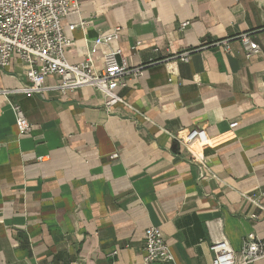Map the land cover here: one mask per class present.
Segmentation results:
<instances>
[{"label":"crops","instance_id":"crops-1","mask_svg":"<svg viewBox=\"0 0 264 264\" xmlns=\"http://www.w3.org/2000/svg\"><path fill=\"white\" fill-rule=\"evenodd\" d=\"M77 5L62 22L66 60L79 64L91 52L102 70L119 49L117 62L142 74L114 90L121 103L106 106L87 87L13 93L26 83L25 66L14 58L0 68V264H146L150 227L173 255L151 264H212L216 241L236 253L249 234L264 241V212L242 197L264 192V0ZM115 28V41L94 45ZM242 35L259 54L246 59ZM186 51L188 62L173 59ZM194 128L222 138L204 150V178L173 139Z\"/></svg>","mask_w":264,"mask_h":264},{"label":"built area","instance_id":"built-area-1","mask_svg":"<svg viewBox=\"0 0 264 264\" xmlns=\"http://www.w3.org/2000/svg\"><path fill=\"white\" fill-rule=\"evenodd\" d=\"M77 11V0H0V68L8 67L14 58H18L25 66L26 83L13 93L30 98L34 95L42 96L48 89L65 94L87 87L102 92L106 98V106L122 102L114 90L125 87L129 78L141 76L142 68H130L124 60L118 63L117 57L121 55L119 49L104 56L102 70L94 69L91 52L83 62L70 64L65 58L70 40L66 36L62 22ZM187 26L188 23H183L179 29L183 30ZM76 27L71 25L67 31L71 32ZM119 32L120 29L115 28L109 34L96 38L94 45L115 41ZM239 41L246 59L259 54L257 44L249 36L242 35ZM220 44L226 43L217 42L211 46ZM225 50H228L227 46ZM190 53L186 51L176 54L173 59L186 63ZM48 78L56 79L59 84L53 88L47 87L45 82ZM12 110L19 135H27L31 127L22 110L16 105L12 106ZM234 126L235 124H231V127ZM173 139L191 156V162L199 169L201 178L208 175L204 150L216 146L222 138H209L204 130L194 128L174 136ZM242 197L264 212V192L257 197L245 195ZM143 250L146 264L173 262V255L162 239L159 228L150 227L145 230ZM210 250L213 253L212 264H253L264 258V241L249 234L244 238L238 253L223 239L214 242Z\"/></svg>","mask_w":264,"mask_h":264}]
</instances>
